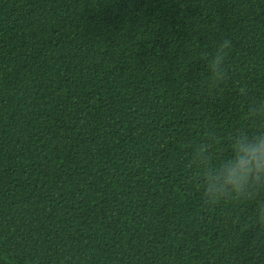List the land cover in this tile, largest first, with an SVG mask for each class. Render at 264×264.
<instances>
[{"label":"trees","instance_id":"16d2710c","mask_svg":"<svg viewBox=\"0 0 264 264\" xmlns=\"http://www.w3.org/2000/svg\"><path fill=\"white\" fill-rule=\"evenodd\" d=\"M260 98L264 0H0V264H264V196L205 206L187 181V145L214 132L227 159Z\"/></svg>","mask_w":264,"mask_h":264},{"label":"clouds","instance_id":"9594fccd","mask_svg":"<svg viewBox=\"0 0 264 264\" xmlns=\"http://www.w3.org/2000/svg\"><path fill=\"white\" fill-rule=\"evenodd\" d=\"M233 48L230 38L223 39L214 51L204 52L200 61L206 67V86L210 91L219 89L228 79L227 57ZM248 96L246 87L240 89ZM249 122L255 130L236 128L228 135L231 156L216 160L217 137L208 132L199 142L187 145L190 150L192 171L187 181L199 193L205 206L222 202L250 204L264 196V98L253 99L244 105ZM249 223L255 231L253 247H264V200L256 205Z\"/></svg>","mask_w":264,"mask_h":264}]
</instances>
